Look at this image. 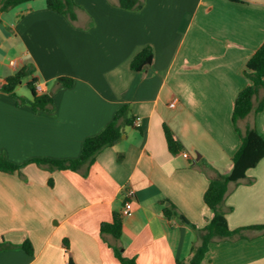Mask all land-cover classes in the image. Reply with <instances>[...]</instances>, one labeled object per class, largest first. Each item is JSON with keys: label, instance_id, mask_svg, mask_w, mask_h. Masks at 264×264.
Here are the masks:
<instances>
[{"label": "crops", "instance_id": "crops-1", "mask_svg": "<svg viewBox=\"0 0 264 264\" xmlns=\"http://www.w3.org/2000/svg\"><path fill=\"white\" fill-rule=\"evenodd\" d=\"M75 1V21L45 0L0 15V79L34 65L55 100L36 111L0 92V155L24 164L0 171V241L14 245L0 250V264H122L114 247L138 264H177L201 244L214 215L204 200L211 177L230 173L242 144L234 106L264 42V0H142L135 10L119 0ZM148 46L152 64L133 70ZM61 76L74 86L61 87ZM124 104L141 126H124L88 170L29 162L79 157ZM164 123L181 152L169 150ZM249 125L264 134V109L238 122L243 132ZM248 177L230 184L221 205L233 229L264 225V158ZM127 188L135 191L129 214ZM167 207L189 223L168 218ZM115 213L123 214L119 238L101 232ZM27 239L33 254L21 247ZM202 264H264V229L213 241Z\"/></svg>", "mask_w": 264, "mask_h": 264}, {"label": "trees", "instance_id": "trees-1", "mask_svg": "<svg viewBox=\"0 0 264 264\" xmlns=\"http://www.w3.org/2000/svg\"><path fill=\"white\" fill-rule=\"evenodd\" d=\"M29 1L32 0H0V15L2 12ZM45 1L48 8L67 15L72 21L77 19V3L75 0ZM119 4L122 8L128 10L141 9L144 6L142 0H119ZM153 59V48L151 46L145 47L133 58L131 68L136 71H142L145 67L152 64ZM35 72V66L27 64L14 74L7 76L2 83L0 82V89L11 96L19 98L18 103H30L36 111L49 110L55 104L54 95L50 92L39 90V78L35 75ZM245 74L249 78L250 83L237 96L233 113V122L241 135L242 144L233 157V167L230 173L218 172L211 177L209 187L204 195V200L214 211V215L210 222L204 228L200 229L201 244L193 247L189 258L178 260L177 264H202L213 241L243 236L244 230L247 229H264V225L233 229L228 222L227 216L221 210V205L225 200L230 184H238L242 180L247 179L251 180L248 177V170L256 167L264 158V134L252 125H249L244 132L238 126V122L241 119L247 118L251 113L257 114L264 109V42L247 62ZM26 76L31 77L27 82L32 93L31 98L19 97L16 92L17 87ZM57 83L61 87H73L75 79L70 76H61L57 79ZM135 120L136 117L132 113L131 106L124 104L119 108L113 120L103 131L85 139L79 157L74 159L36 158L29 162H35L50 170L79 171L83 167H86L88 170L104 148L114 145L121 139L123 127L135 125ZM164 132L169 150L172 153L181 152L184 149V145L167 123H164ZM23 166L24 164L15 163L6 156L0 155V171L16 172L20 171ZM165 215L170 219L178 217L177 219L180 222L189 223V220L174 207H167L165 209ZM193 226L196 228L195 225ZM122 231V213H115L111 222H103L101 224V232L103 234L108 233L112 234L115 238H119L122 235ZM13 246L12 243L7 242L5 239L0 241V250L9 249ZM21 247L27 253L33 254L34 247L31 240H25ZM114 250L122 264H138L136 258L125 256L121 248L114 247Z\"/></svg>", "mask_w": 264, "mask_h": 264}, {"label": "built area", "instance_id": "built-area-1", "mask_svg": "<svg viewBox=\"0 0 264 264\" xmlns=\"http://www.w3.org/2000/svg\"><path fill=\"white\" fill-rule=\"evenodd\" d=\"M40 91H42V87H38ZM176 102L177 100H173L171 102V105L172 106H175L176 105ZM141 117H137L136 120H135V125L137 127H140L141 126ZM184 156L185 157H189V153L187 151H185L184 153ZM135 197V191L134 189L132 188H127L126 191H125V203H124V213L125 214H129L132 210V200L133 198Z\"/></svg>", "mask_w": 264, "mask_h": 264}, {"label": "rangeland", "instance_id": "rangeland-1", "mask_svg": "<svg viewBox=\"0 0 264 264\" xmlns=\"http://www.w3.org/2000/svg\"><path fill=\"white\" fill-rule=\"evenodd\" d=\"M1 52L3 54V51H1ZM30 78H31L30 76L24 77L23 80H22V82H21V84L17 87L16 92H17V94H18L19 97H27V98H31L32 97L31 90H30V88L27 85V82L30 80ZM0 82L2 83L3 82V79H0ZM1 91L2 90L0 89V92ZM7 95L9 97H11V99H14L17 102V104H19V105H30V103H28V102L18 103L19 102V100H18L19 98L14 97V96H11L9 94H7ZM0 105H3V104L0 103Z\"/></svg>", "mask_w": 264, "mask_h": 264}, {"label": "water", "instance_id": "water-1", "mask_svg": "<svg viewBox=\"0 0 264 264\" xmlns=\"http://www.w3.org/2000/svg\"><path fill=\"white\" fill-rule=\"evenodd\" d=\"M73 262V260L71 259V263Z\"/></svg>", "mask_w": 264, "mask_h": 264}]
</instances>
